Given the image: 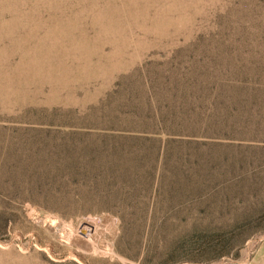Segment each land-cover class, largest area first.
<instances>
[{
    "label": "rangeland",
    "instance_id": "374dc122",
    "mask_svg": "<svg viewBox=\"0 0 264 264\" xmlns=\"http://www.w3.org/2000/svg\"><path fill=\"white\" fill-rule=\"evenodd\" d=\"M257 250L264 0H0V264Z\"/></svg>",
    "mask_w": 264,
    "mask_h": 264
},
{
    "label": "crops",
    "instance_id": "0c3cea01",
    "mask_svg": "<svg viewBox=\"0 0 264 264\" xmlns=\"http://www.w3.org/2000/svg\"><path fill=\"white\" fill-rule=\"evenodd\" d=\"M247 264H264V250H257Z\"/></svg>",
    "mask_w": 264,
    "mask_h": 264
},
{
    "label": "trees",
    "instance_id": "16d2710c",
    "mask_svg": "<svg viewBox=\"0 0 264 264\" xmlns=\"http://www.w3.org/2000/svg\"><path fill=\"white\" fill-rule=\"evenodd\" d=\"M141 140H145V141L147 140L148 141V140H153V139H150V138L148 139L147 137H144ZM169 141H174V139H169Z\"/></svg>",
    "mask_w": 264,
    "mask_h": 264
},
{
    "label": "bare ground",
    "instance_id": "6f19581e",
    "mask_svg": "<svg viewBox=\"0 0 264 264\" xmlns=\"http://www.w3.org/2000/svg\"><path fill=\"white\" fill-rule=\"evenodd\" d=\"M68 232V231H67Z\"/></svg>",
    "mask_w": 264,
    "mask_h": 264
}]
</instances>
